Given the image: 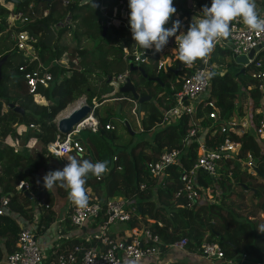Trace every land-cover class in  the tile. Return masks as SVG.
<instances>
[{
    "label": "trees",
    "instance_id": "obj_1",
    "mask_svg": "<svg viewBox=\"0 0 264 264\" xmlns=\"http://www.w3.org/2000/svg\"><path fill=\"white\" fill-rule=\"evenodd\" d=\"M189 1L195 9L201 5L211 6V0ZM189 1L173 0L177 11L165 27L171 28L172 23L179 19L182 28L177 35L186 33L193 17L198 15L197 11L183 7ZM93 2L98 5L96 9L87 0L81 5L68 6H61L55 0H24L12 7L0 4V57L8 54L0 73V197L6 199V206L0 214V261L17 248L18 233L22 228H27L21 227L17 219L28 223L36 209L44 215L42 229H46L53 217L49 210L53 195L50 189L43 186L39 171L45 175L63 169L69 156L96 162L87 146L81 143L86 150L83 154L71 149L66 153L58 152L57 146L65 136L57 132L54 123L55 116L63 112L71 102L80 99V96H85L86 104L93 108L91 115L96 117V106L104 97L96 94L89 86V73L86 70V65H89L97 69L104 79L126 71V77L131 80L138 95L156 97L158 106L144 101L140 107L142 113H138V128L149 136L150 141L141 140L124 147L119 153H110L109 149L105 153L107 147L104 139L112 141L115 135L103 128L104 120L97 119V130L90 131V134L96 135L94 140L99 139L98 150L103 149L98 151V155L101 154V158L104 155L103 159L109 162V170L100 177L92 174L87 177L85 188L88 203L97 200L102 205L109 197L127 199L128 204L134 207V212L124 222L125 233L122 239L125 241L131 238L129 230L145 226L158 235L162 251L180 238H186L184 249L188 252H196L203 241H213L234 264H245L246 259L264 263V233L257 230V224L248 216L241 217L233 213L232 205L225 204V200L237 195L234 189L238 188L250 193L256 200L251 215L260 212L263 214L261 219H264V182L258 181H264V130L257 132L263 116L253 112L260 102L264 103V92L257 89V81L246 74L247 67L243 68V73L239 72L240 66L234 63L226 48L215 46L206 59L208 65H216L217 68L209 71L208 87L203 97L196 102L193 115L183 113L175 121L165 123L164 112L174 107L173 95L180 88L181 78L190 74L191 70L181 66L175 53H164L162 67L157 69L159 53L150 54L132 38L128 0ZM120 11L124 12L123 18ZM16 12H20L27 20L22 23L16 21L18 27L7 28L8 15ZM44 12L45 15H42ZM112 20H117L118 24L114 25ZM41 25L53 28L56 39L64 32H70L78 46L76 54L79 56L78 63L70 70L55 63L67 48L58 45L57 41L52 46H45ZM12 31L26 32L35 38V51L16 52L9 40ZM81 36L92 41L90 50L80 48ZM175 39L170 37L168 43L172 45ZM123 49H126L129 60H133L137 53H149L145 61L137 64L142 74L129 67V61L123 58ZM34 54L38 60L33 59ZM226 58L228 62H225ZM263 58V51H258L255 60L264 64ZM200 60L194 63L199 65ZM25 62H29V68L32 69L37 64H44L45 70L51 75L47 86L37 90L41 95L35 96L38 103L33 102L27 93L22 76L16 69ZM221 67L223 73L220 72ZM154 76L158 77L159 82L146 79ZM169 77L172 79L170 95L160 97L162 90L169 85ZM127 95L133 101L128 93L117 94V97L126 98ZM244 98L249 102V127L239 135L227 127L221 131L220 127L224 126L227 119L234 114L243 115L239 104ZM2 104L6 106L5 111L1 108ZM14 106L23 113L14 111ZM212 112L215 113L214 119L209 118ZM19 127L22 130L18 131ZM192 129L194 135L186 139ZM198 137L207 149L217 147L224 139L238 143L239 148L236 155L219 161V179L216 182L203 171L197 170L195 182L204 189L206 196H200L199 192L198 198L190 203L184 193L180 192L177 197L174 193L181 190V171L188 170L195 162ZM9 138L14 144L7 142ZM32 140L37 144V150L31 151L28 148ZM172 149L178 150L175 162L168 165L160 176H149L147 162L155 160L163 150ZM246 153L251 154L255 169L242 163ZM19 182L26 187L16 188ZM139 184L144 187L139 189ZM54 188L58 196L68 198L67 189L59 186ZM212 198V201H208ZM104 218L101 211L95 220ZM146 218L152 222H147ZM67 222L69 224L68 219ZM40 226H37L38 230ZM100 226L106 227L101 223ZM93 242L94 237L89 243L68 240L65 241V250L57 254L65 253L72 246H79L82 250L95 246Z\"/></svg>",
    "mask_w": 264,
    "mask_h": 264
},
{
    "label": "built area",
    "instance_id": "obj_2",
    "mask_svg": "<svg viewBox=\"0 0 264 264\" xmlns=\"http://www.w3.org/2000/svg\"><path fill=\"white\" fill-rule=\"evenodd\" d=\"M61 6H68L71 4L81 5L86 0H55ZM205 5H201L195 11L201 14V10ZM208 6V5H207ZM210 7V6H208ZM264 10V3L262 5ZM45 15V12L42 14ZM264 16L263 14H260ZM27 20L20 12L10 13L7 17V28H14V23H19ZM231 35L228 38H220L215 46L226 48L232 58L236 56H246L251 50L259 47L264 43V32L251 31L243 24L241 19L234 20L232 22ZM9 40L12 42L13 48L16 52L33 53L35 47L33 46L34 38L29 36L26 32H14L9 34ZM171 47L174 53L179 59L178 43L176 39L173 41ZM259 51V50H258ZM258 51H255L253 58L248 60L243 67L250 69L249 77L257 81V89L264 92V66L260 60H255V55ZM123 58L129 61V64L137 65L139 62L145 61L149 53L145 51L134 55L133 60H129L127 51L124 50ZM34 60L38 58L33 55ZM162 60L158 59L157 69L162 67ZM30 63L25 62L17 66V71L20 72L24 86L28 94L31 95L32 100L35 96L41 97L38 93L39 87H46L48 81L51 79L49 72L37 64L35 68H29ZM181 66L191 73L181 78V85L173 97L175 105L173 108L164 112L163 121L166 123L170 117L178 118L181 114L185 113L190 116L194 113V102L200 100L209 84V71L212 66L207 64V59H201L200 64L195 63L187 65L181 62ZM126 77V71L113 76L112 79L118 84H121ZM35 101V100H34ZM36 102V101H35ZM38 103V102H37ZM93 109V108H92ZM92 114V113H91ZM90 121L87 122V118L81 121V127L73 128L72 132L65 135L64 139L60 141L57 146L58 152L66 153L69 149L75 150L77 153H82V146L74 138V134L78 133L80 129H89L91 132L97 130V121L95 122L91 115ZM209 118L214 119L215 113L209 114ZM171 120V119H170ZM171 122V121H169ZM168 122V123H169ZM79 123V124H80ZM78 124V125H79ZM31 127V125L29 126ZM105 130H113L114 127L111 124L105 123L103 125ZM223 131V128H220ZM264 130V122L260 121L257 129L258 133ZM195 131L190 130L188 137L193 136ZM239 144L233 141L224 139V141L217 147L207 149L203 147L202 142H198L197 154L194 164L188 170L181 171L179 175V181L181 182V190L174 193L177 197L180 192L184 193L188 202L192 203L200 196L204 195V189L196 184L197 170H201L206 173L214 182L219 179V161L230 158L237 154ZM199 150V153H198ZM178 150H163L153 161H148L146 164L147 172L151 177H158L165 170V168L173 164L176 160ZM242 163L247 167H254V161L251 154L246 153L245 159ZM119 170V167H117ZM26 185L19 182L16 188H25ZM139 189L144 187L143 184H139ZM6 206V199L0 197V214L4 211ZM46 207V206H45ZM103 211L104 219H100V223L104 226L112 223L126 222L129 220L131 214L134 212V207L128 204L127 199L114 198L108 199L102 205L94 200L91 203H87L86 207H78L74 203L71 206L70 212L67 215L69 224L75 227L82 226L89 220H95L98 213ZM102 220V221H101ZM94 238L99 239L102 243L101 246H91L86 249H81L79 246H72V248L65 251V253L57 254L53 258H45L42 250L37 242L34 231L30 228H22L17 236V248L5 257L6 264H123L124 262L137 263L139 260L146 258L147 256H153L159 253L160 241L156 233H153L149 228L145 227L139 234H131L129 241H125L122 238L118 240H111L103 232L94 235ZM186 238H180L175 242L170 243L167 247L184 250L186 246ZM203 259L211 262L212 264H234L232 259L224 256L223 251L216 242L203 241L199 244L196 251ZM263 264V263H257Z\"/></svg>",
    "mask_w": 264,
    "mask_h": 264
},
{
    "label": "clouds",
    "instance_id": "obj_3",
    "mask_svg": "<svg viewBox=\"0 0 264 264\" xmlns=\"http://www.w3.org/2000/svg\"><path fill=\"white\" fill-rule=\"evenodd\" d=\"M87 2L94 9L98 7L93 0ZM128 2L130 29L135 43L144 50L154 48L158 53L167 45L170 37H176L179 61L187 65L208 57L220 38L226 39L231 35L232 22L238 18L249 30L264 32V16L257 11L256 0H211V6L205 5L201 14L193 17L187 32H181L180 35H177L182 28L179 19L172 23L171 28L165 27L177 11L173 0ZM67 162L63 169L46 173L43 186L47 190L55 186L65 188L72 203L81 208L86 207L89 199L85 188L87 177L89 174L96 177L105 174L109 170V162H92L76 156H69ZM257 230L264 233V224H260Z\"/></svg>",
    "mask_w": 264,
    "mask_h": 264
},
{
    "label": "rangeland",
    "instance_id": "obj_4",
    "mask_svg": "<svg viewBox=\"0 0 264 264\" xmlns=\"http://www.w3.org/2000/svg\"><path fill=\"white\" fill-rule=\"evenodd\" d=\"M0 4H3L2 0H0ZM3 5H7V7L13 6V5L8 4V3L3 4ZM183 7L186 9H189V10H195L194 4L191 1L187 2L185 5H183ZM120 16L122 18L124 17L123 11H120ZM112 22L114 25L118 24L117 20H112ZM14 26L18 27V23H14ZM52 30L54 31L53 28H52ZM35 41L36 40L34 38V42ZM56 41H57L58 45L65 46L67 49L65 52H63V54L58 59L55 60L56 61L55 63L60 67H63L65 69L70 70L72 67H74L78 63L79 56H77V54H76V48L78 46L72 40V36H71L70 32H64L63 34L60 35V37H58V39H56V37H55L53 43H51L50 46L54 45L56 43ZM120 42H123V41H120ZM167 45H169L168 49H164L166 51L162 50L161 52H158L161 54L160 56H163L164 53H166L167 55L174 53V50L171 47V44L168 43ZM79 46H80V48L90 50V48L92 46V41L89 38H86L85 36H81ZM148 52H150V54L156 53L154 48L149 49ZM86 66L88 67V69L86 68V70L89 73V86H90V88L92 90H95L96 94H104V93L110 92L111 87L105 83V79L102 78L101 75H99L98 70L95 69L94 67L89 66V65H86ZM42 67L45 68L46 65L43 64ZM249 72H250V69L248 68L246 71V74L249 75ZM171 81H172V79H171V77H169L167 79V83L169 85L165 86V88L161 92V95L163 97L170 95V91L172 90L171 89L172 88ZM125 97L126 98L117 97V94L112 96V97H106V98H104L102 104L99 107H96L97 118L103 120L105 117H108L107 119L110 122L105 121L104 124L109 123V124H112L114 127V129L110 130V131L113 132V134L115 135V139H113L112 141L108 140L109 138L104 139V143L106 144V147H107L105 150V153L108 152V149H109L110 153H119L120 151H122V149L124 147L131 146L136 142H140L141 140H146L148 142L150 141L149 136L147 134L140 132V130L138 128V125H137L138 114L135 113L137 103L134 100L133 101L129 100L128 95ZM202 97H200V98H202ZM80 99H83V104H86L85 96H80ZM34 100H35V98H33V102H35ZM241 100H244V99H241ZM76 101H77V99H76ZM149 102L154 104V105L158 104L156 97H150ZM196 102L197 101H195L194 104H196ZM246 102H247V100H246ZM35 103H37V102H35ZM248 103L249 102H247V104ZM71 104H73V102H71ZM130 105H131V108L129 107ZM159 107H160V105H159ZM1 108L3 111L6 110V106L4 104H2ZM117 108H120V112H117ZM245 108H247V105ZM140 113H142V112L140 111ZM91 118L95 122L97 121L96 118H94L93 116H91ZM124 122L127 124L128 128H126ZM17 130L20 131V130H22V128L19 127V128H17ZM130 132H132V134ZM73 136L75 139H79V141H80L79 143L87 146V149L90 152L89 154L92 157L96 158V162L97 161H104V159H103L104 155L102 158L100 157L101 154L98 155L99 154L98 151L100 152L103 149V147H102V149L98 150V148H99L98 140L99 139L94 140L96 135L90 134L89 129H87V128L80 129L78 131V133L74 134ZM197 141L201 143V138L198 137ZM7 142L14 144V141L11 140L10 138L8 139ZM83 145H81V146H83ZM28 148L31 151L37 150L38 146L32 140L29 142ZM84 152H86V150L83 147L82 148V154ZM198 153H199V150H198ZM97 157H98V159H97ZM114 158L115 157L112 156V160H114ZM39 173L41 174V177L43 179L44 174L42 173L41 170L39 171ZM258 181L264 182L262 180H258ZM234 191L236 192L237 195L232 196L231 198L225 200V204L227 203V204L232 205L231 206L232 212L235 214H239L241 217L248 216V218H250L252 221H254L257 224L256 228H258V226L260 224H264V219H261V217H260L261 213L260 212H258L254 216L251 215L253 205L256 202V200L252 197V195L248 192L243 191V190H239L238 188H235ZM114 198L115 197H109L108 199H114ZM119 198L125 199L123 197H119ZM213 198L208 199V201H212Z\"/></svg>",
    "mask_w": 264,
    "mask_h": 264
},
{
    "label": "crops",
    "instance_id": "obj_5",
    "mask_svg": "<svg viewBox=\"0 0 264 264\" xmlns=\"http://www.w3.org/2000/svg\"><path fill=\"white\" fill-rule=\"evenodd\" d=\"M263 3H264V0H256L257 11L259 12V14L264 15V10L262 8ZM164 49H168V45H166L163 48V50ZM124 50L126 49H123L122 51L124 52ZM259 51H263L264 53V48ZM160 55L161 54L159 53L158 59L161 61L163 56H160ZM228 61L229 59L226 58L225 62H228ZM211 66L212 68H217L216 65H211ZM223 71L224 70L221 67L220 72L223 73ZM246 88L248 89L249 87L247 86ZM102 102L98 104L96 107H99L102 104ZM247 102H246V99L244 98V100H242L239 104L242 107L241 112L243 113V115L234 114V116L227 119L223 123L224 126L220 128L227 127L228 130L235 132V134L237 135L243 133L249 127V122H248L249 103L247 104ZM246 105H247V108H245ZM129 107L131 108V105ZM117 112H120V108H117ZM253 112L254 114H257V113L261 114L263 116L261 121L264 122V103L263 102H260L259 107L256 108ZM96 113H97V110H96ZM95 118L96 120L98 119L97 115ZM107 118L108 117H105L103 119L104 122L105 121L110 122ZM175 120L176 119L174 117H170L166 123H168L169 121L173 122ZM244 159L241 161H244ZM254 169H255V165H254ZM50 190L53 195V202L51 206L49 207V210L53 213V217L51 221L49 222L48 227L46 229H42V224H43V220H45V217L41 211L39 212L36 209L33 211L32 217L28 223L21 219L20 220L17 219L18 224L21 225V227H27L34 231L37 242L45 258L55 257L57 255V252H61V250L63 249L65 250V248L67 247V245H65V241H68V240H71V241L78 240V241H84V242L89 243L91 240H93L94 235L99 234V232H103L104 234H107V236L111 240H118L123 237V234L125 233L123 231L125 230L124 222L112 223L106 227L100 226V222L96 220H89L88 222H85L80 227L69 225L66 217L73 203L67 197L58 196L54 187ZM203 194L205 195V191L203 192ZM260 217L261 218L263 217L262 213L260 214ZM146 221L150 223L152 222V220L147 219V218H146ZM37 226H40L39 230L37 229ZM144 228L145 226H141L139 228H133L129 230L128 232L130 234H134V233L139 234L141 230ZM94 239H95V242L93 243H95L97 246H101L102 243L99 241V239H96V238ZM0 264H6L5 257L4 259L0 261ZM123 264H212V263L203 259L197 252H188L185 249L177 250V249L167 247L163 251L160 248L159 253H157L156 255L147 256L146 258L139 260L137 263L124 262ZM245 264H257V263L252 259H246Z\"/></svg>",
    "mask_w": 264,
    "mask_h": 264
},
{
    "label": "water",
    "instance_id": "obj_6",
    "mask_svg": "<svg viewBox=\"0 0 264 264\" xmlns=\"http://www.w3.org/2000/svg\"><path fill=\"white\" fill-rule=\"evenodd\" d=\"M22 1H24V0H2L3 4L8 3V4H11L13 6L19 4ZM41 28L44 31V38H43L44 44H45V46L49 47L55 39V33L52 30V28H50V27H46L44 25H41ZM104 29H105V27H103V30ZM263 48H264V43H262L259 47L255 48V49H251L246 54V56L234 57L233 58L234 63L241 66V68L239 69V72L243 73L244 72L243 65L246 64L248 60H251L253 58V54L255 51L261 50ZM7 57H8V54L0 57V73H1V66L3 65V63L5 62ZM129 67H131L132 70H138L142 74V70L140 69L139 66L132 65L130 63ZM142 76L145 77V75H142ZM0 77H1V75H0ZM146 79L149 81H153V82H159V79L157 76L148 77ZM105 83L111 87V91L108 93H104L102 95V97L106 98V97H112L116 94L128 93V94H130L132 100H134L137 103V106H136V113L137 114L140 111L141 104L144 101L150 100V97L148 95H143V96L138 95V93L136 92V90L134 88L133 83L131 82V80L128 77H125L124 81L121 84H118V82L114 81L112 79V77L106 76L105 77ZM161 86H162V84H161ZM13 110L17 111L21 114L23 113L22 110L16 106L13 107ZM92 110L93 109L90 106H88L87 104H82L79 107L72 110L65 117H61V118L56 120V116H55L54 123H55L57 132L64 135V136L71 133L73 128L76 125H78L81 121H83L88 116H90ZM125 126H126V128H128L126 123H125ZM130 133L132 134V132H130Z\"/></svg>",
    "mask_w": 264,
    "mask_h": 264
},
{
    "label": "bare ground",
    "instance_id": "obj_7",
    "mask_svg": "<svg viewBox=\"0 0 264 264\" xmlns=\"http://www.w3.org/2000/svg\"><path fill=\"white\" fill-rule=\"evenodd\" d=\"M83 104V99H78L76 102H74L71 105H68L63 112H61L60 114H58V116H56V120L61 118V117H65L67 116L72 110H74L75 108L79 107L80 105ZM90 121V118H87V122ZM81 127V123L79 125H77L76 128H80Z\"/></svg>",
    "mask_w": 264,
    "mask_h": 264
}]
</instances>
